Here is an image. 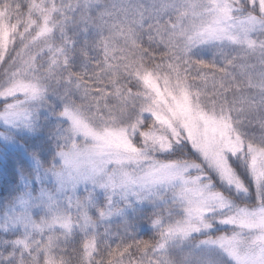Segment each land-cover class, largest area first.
Segmentation results:
<instances>
[{
    "label": "snow or ice",
    "instance_id": "1",
    "mask_svg": "<svg viewBox=\"0 0 264 264\" xmlns=\"http://www.w3.org/2000/svg\"><path fill=\"white\" fill-rule=\"evenodd\" d=\"M0 264H264V0H0Z\"/></svg>",
    "mask_w": 264,
    "mask_h": 264
}]
</instances>
